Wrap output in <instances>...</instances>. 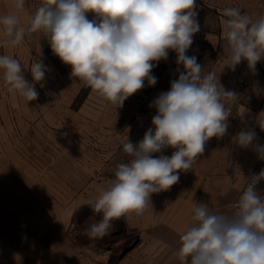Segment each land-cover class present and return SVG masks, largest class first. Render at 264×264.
I'll use <instances>...</instances> for the list:
<instances>
[{"label": "clouds", "instance_id": "9594fccd", "mask_svg": "<svg viewBox=\"0 0 264 264\" xmlns=\"http://www.w3.org/2000/svg\"><path fill=\"white\" fill-rule=\"evenodd\" d=\"M26 0H14L15 13L0 15L3 46L15 48L26 37L42 33L53 55L70 66V78L89 87L116 110L158 78L153 69L175 53L170 88L148 105L155 109L141 140L122 142L127 162L116 165L114 177L97 188L95 199L82 200L100 219L84 229L89 239L110 234L113 222L141 216L153 207L152 196L169 191L181 173L192 171L213 137L228 134L231 105L239 93L226 89L215 72L205 71L188 55L201 29L197 0H41L26 23L19 13ZM89 13L93 18L89 19ZM227 41V67L242 62L255 73L264 61V16L253 19L238 7L222 10ZM50 71L40 58L28 66L10 54H0L4 87L26 102L39 97ZM30 73L31 81L26 78ZM264 131V119H257ZM232 142L251 148L264 160V144L253 128L241 129ZM172 149L171 155H165ZM264 168L245 177V186L228 213L215 212L205 201H194L191 224L174 252L179 264H264Z\"/></svg>", "mask_w": 264, "mask_h": 264}, {"label": "rangeland", "instance_id": "374dc122", "mask_svg": "<svg viewBox=\"0 0 264 264\" xmlns=\"http://www.w3.org/2000/svg\"><path fill=\"white\" fill-rule=\"evenodd\" d=\"M238 4L237 0H197L201 29L188 52L205 71L215 72L226 89L240 95L231 105L228 134L210 139L193 170L181 173L169 191L153 194V207L143 215L114 221L112 231L103 238L85 237V249L91 255H103L105 263L155 255L147 253L150 245L163 238V246H167L169 234L191 224L194 201L207 202L215 212H230L245 186V177L262 165L263 160L251 148H239L231 139L241 129L253 128L257 142L264 144V131L256 123L264 119L263 62L257 64L255 73L246 61L235 70L227 67L222 10ZM175 58L170 53L167 62L153 69L158 78L154 87L132 95L118 110L70 78L60 64L54 70L48 67L44 87L36 85L39 97L35 101L28 103L5 91L4 98L0 97V183L17 191L20 201L29 197L37 208L51 209L53 214L66 212L74 231L88 228L101 217L88 206L81 207V201L95 199L97 188L114 177L116 165L128 161L122 149L127 136L136 143L151 127L155 109L148 105L161 91L169 90L170 80L178 78ZM26 78L31 81L30 73ZM172 151L167 149L164 154L170 156ZM3 193L7 192L0 191L1 204L15 203ZM174 243L172 247L177 249L179 240Z\"/></svg>", "mask_w": 264, "mask_h": 264}, {"label": "crops", "instance_id": "0c3cea01", "mask_svg": "<svg viewBox=\"0 0 264 264\" xmlns=\"http://www.w3.org/2000/svg\"><path fill=\"white\" fill-rule=\"evenodd\" d=\"M237 1L238 7L253 19L264 16V0ZM40 3L41 0H26L24 10L19 13L22 24L28 21L30 14ZM15 12L14 0H0V15ZM0 54L13 55L24 66L30 65L35 58H40L51 70L56 68V64H60L65 72H71L70 66L53 55L49 44L39 32L26 37L24 43L15 48L3 46V37L0 36ZM262 62L264 65V61ZM5 91L10 97L15 95L4 87L0 74V97L4 98ZM9 189L11 188L0 183V191L7 192L3 194L15 201L0 203V264H108L102 261L103 255H91L85 249L87 236L82 234V229L74 231L75 227L67 222L66 212L53 214L51 209L37 208L34 200L28 197L20 201L18 192ZM189 226L190 224L183 225L181 230L173 231V235L169 234L166 238L168 245L165 247V239L162 237V242L150 245L147 253L155 255H150L149 258L123 257L116 264H179L173 255L176 249H173L171 243L177 242Z\"/></svg>", "mask_w": 264, "mask_h": 264}, {"label": "built area", "instance_id": "2783aa9c", "mask_svg": "<svg viewBox=\"0 0 264 264\" xmlns=\"http://www.w3.org/2000/svg\"><path fill=\"white\" fill-rule=\"evenodd\" d=\"M262 168H264V160H263V162H262V165L260 166V168L257 170L256 173H258ZM259 187H260L261 189H264V182H261V184H260ZM234 203H235V202H234ZM234 203H232V204L230 205V211H231L232 205H233ZM80 256H83V254H80Z\"/></svg>", "mask_w": 264, "mask_h": 264}, {"label": "water", "instance_id": "95a60500", "mask_svg": "<svg viewBox=\"0 0 264 264\" xmlns=\"http://www.w3.org/2000/svg\"><path fill=\"white\" fill-rule=\"evenodd\" d=\"M117 263V260H112L111 262H110V264H116Z\"/></svg>", "mask_w": 264, "mask_h": 264}]
</instances>
